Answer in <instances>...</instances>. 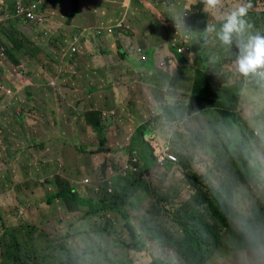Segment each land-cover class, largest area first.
Listing matches in <instances>:
<instances>
[{"label": "rangeland", "instance_id": "rangeland-1", "mask_svg": "<svg viewBox=\"0 0 264 264\" xmlns=\"http://www.w3.org/2000/svg\"><path fill=\"white\" fill-rule=\"evenodd\" d=\"M84 1L100 8L96 12L100 14L98 19L104 20L100 22L104 28L112 25L113 29V25L117 27L122 23L120 31L124 30V36L104 40V48L109 49L106 57L100 50L94 62L84 59L77 63L76 68L71 66L69 79H63L61 84L53 80L57 90H49L46 94L37 93L33 102H29V117L35 116L40 125L35 127V133L47 135L46 141L57 143V146L43 143L38 152L33 151L31 157H20L16 165L11 163L15 155L10 151L0 155V264H12L19 256H27L31 264H59L68 257V252L79 259L80 264H148L151 257L168 264H183L169 244L162 245L160 242H164L173 233L184 235L186 231L202 234L210 240L211 255L208 256L207 264H254L249 248L241 250L235 247L240 236L222 205L220 193L213 191L208 183L209 177H227L224 168L237 166L236 146L241 139V131L227 126L223 129L225 120L216 116H212V119L207 117L203 121L199 120L204 127L196 132L210 133L205 143L209 147L200 144L192 147L191 142L183 138L186 127L182 131L177 125H182L183 121L178 120L177 124L172 121L173 117L178 119V111L183 116L184 109H179L175 100L166 103L159 98L166 95L162 92L166 89L160 90L157 80L143 83L130 78L127 83L123 82L122 88L123 94L125 91L126 95L133 93L131 100L139 92L146 96L149 94L147 98L152 103L159 98L155 105H147L145 100L139 110L130 99L124 98L123 101L127 102L121 106V95L117 88L122 83L120 78L111 75L109 69L121 46L124 45L130 54L132 46H138L136 53L150 52L154 48L158 50L159 74L171 71V75L183 77L174 60L162 63L167 47L159 43L161 39L158 35L162 28L167 30L166 33L172 31V34L176 28L173 21L163 14L165 8L160 6L166 1V8L173 6L184 11L188 26L191 21H196L190 30L199 33L201 21L205 20L206 24L210 22L209 16L203 11V0ZM199 1L202 3L200 11L195 6ZM252 1L257 6L249 9V22L257 29H264V0H250V3ZM221 3L224 8H231L236 0H221ZM45 8L42 7L40 13L43 14ZM74 8V4L70 5L72 13L69 17L77 12V9L74 12ZM91 16L95 19L93 13ZM79 23L81 28L85 26L83 17ZM47 26L45 23L44 27ZM38 28L33 26V30L41 32ZM33 34L29 28L23 36L30 38ZM40 34L43 40L50 36L42 32ZM151 35H157L156 43L150 38ZM183 37L178 38L187 42V49L192 45L186 53L183 48V59L189 65L199 67L195 45L201 43ZM181 46L172 43L169 49ZM190 52L193 61L187 57ZM48 56L54 65L67 61L64 58L60 61L50 52ZM213 60L215 65H220L214 77V89L240 82L230 77L222 54L213 57L212 63ZM144 64L142 61V67ZM166 67L169 71H166ZM171 75L168 74L169 77ZM79 83H87L88 88H83ZM176 84L182 88L190 87L184 82ZM143 88L145 90H141ZM111 91L115 94L112 95ZM15 95L14 92L10 95L1 94L0 112L4 107L12 106ZM153 95L154 100L151 98ZM226 100L222 98V104ZM238 107L240 104L234 110ZM96 110L102 113L99 127L90 126L88 122L96 118L89 115ZM27 119L23 115L11 119L17 128L21 125L18 138L29 139L30 130H27L24 122ZM240 120L247 123L243 117ZM142 129L155 137L162 148L161 152L152 154L150 149L147 153L142 152L144 146L141 143L145 136ZM246 129L253 140L264 139V129L256 130L249 124ZM40 144V141H29V147L32 148ZM161 153L174 155L176 162L159 166L155 161ZM200 163L205 164L207 175L198 171ZM129 167L137 173H129ZM37 169L41 174L45 171L44 178L39 179ZM141 171H146L141 177L144 184L138 185L135 180ZM198 176L201 177L200 182L195 179ZM67 185L71 192L87 200V206H91L93 201L101 202L114 194L126 193L130 206L129 220L141 234L140 239L147 250L143 253L128 251L125 245L129 237L123 229V221L113 212L87 215L86 207L68 204L57 197ZM248 187L253 193H247L246 199L252 218L255 219L258 213L254 208L260 202L264 205V190L257 188L252 179ZM262 219L264 221V212Z\"/></svg>", "mask_w": 264, "mask_h": 264}, {"label": "trees", "instance_id": "trees-1", "mask_svg": "<svg viewBox=\"0 0 264 264\" xmlns=\"http://www.w3.org/2000/svg\"><path fill=\"white\" fill-rule=\"evenodd\" d=\"M15 1L16 0H0V10H4L12 15L11 19L9 21L4 22L3 25L0 26V29H4L3 31L0 30V71L5 69L7 67L4 60H6L9 64L14 65V73H11L9 76V81L4 83L6 86H11L12 84L16 83H23L24 86H21L19 88V91H22L24 94L25 92H29V72L26 70L25 64L29 65V56H31L32 52H36L37 48L39 49V53H51L53 56L57 57L60 61L67 55L69 49L72 46L73 38L75 37V33L71 29H69L66 33H60L59 35L55 36H48V39L43 40L41 36L35 34V30H33L36 27V24H23L18 19L14 17V14L16 16V10H15ZM23 0V5L25 6V10L27 8H30L31 5H37L40 7V10L42 7L50 6V0ZM60 0H57V2ZM166 1L163 2V6L166 9ZM252 7H255L256 3L255 1H252L251 3ZM197 10L200 11L202 8V3L199 1L198 4H196ZM257 6V5H256ZM122 11V10H121ZM194 12V11H193ZM258 15V14H257ZM210 22L213 21V17H209ZM200 23V22H199ZM196 24V21H191L189 28L191 29ZM201 31L206 26V21L203 20L199 24ZM5 27V28H4ZM29 28L31 29V33L34 32V34L29 38H25L23 36L24 33H27L29 31ZM118 32L123 33L122 31H116L113 36H118ZM162 28V31L159 33V38L161 41L160 44H165L170 46L172 43H177L178 45H182L181 47H186V43L183 39H179L178 37L185 36L179 31H175V33L172 34V31H168ZM127 33V32H126ZM52 36V37H51ZM108 37V38H110ZM168 37V38H167ZM150 38L156 41L158 40L157 35H151ZM184 39H187V37H183ZM185 43V44H184ZM195 48L197 50V55L199 58V67H194L193 65L187 66L186 61L183 59L182 56H175L176 58H173V60L176 63V66H178V72L183 74L185 78L189 79L192 83L191 94L193 96H197V100L194 101L193 107L190 110V113H198L194 118H192L193 122L197 123L199 120H204L206 118L204 116V113L213 114L212 116H216L219 119L225 120L222 124V128L225 129L227 126L228 128H232V124H234L237 128L242 129V121L240 120V116L238 114H235L233 111L234 109V101L230 100L231 93L227 94H219V90L223 89V87L232 89L233 86H218V93L213 88L214 85L211 86L210 81L211 78L214 83V77L217 75L220 65L216 64L215 61H212V58L216 56L219 57L220 54H222L220 49L216 48L215 43L213 42L212 38H209V42L207 45L197 44L195 45ZM168 51H170V55L174 56L176 55V50L170 48ZM170 57H166V60L169 61ZM0 83H3V79L0 76ZM215 84V83H214ZM166 90L162 91L166 95L161 96L159 98L164 99V101L167 103L168 100H174L177 98H180L179 91H176V89L165 86L163 87ZM163 88H159L162 90ZM156 90V87H154ZM1 91L0 89V94ZM155 95V94H154ZM154 95L151 97L152 100H154ZM159 98L155 99V102L152 103V101L148 98L146 99L147 105H155ZM218 98V100H217ZM222 98H227L226 101H224V104H222L221 100ZM220 100V101H219ZM218 101L220 104H217ZM215 102H217L215 104ZM7 107H4L3 110H6ZM189 113V114H190ZM1 114V112H0ZM188 114V115H189ZM89 115L94 116L96 118L89 120V125L93 127H99L100 121L102 119V113L101 111L96 110L93 113H90ZM185 115V114H184ZM183 117L185 118V116ZM176 118L173 117L172 121H174ZM202 121H199L197 124H201ZM7 127L4 129L0 128V155L7 152L8 150L15 155V160H13L11 163L13 165L17 164V160L22 157H31L32 152H38V150L42 147L43 143H47L48 146H57V143H54L52 141L47 142V135L44 134H36L34 132L29 133V139H21L18 138L17 133L13 132L11 135L6 133ZM185 134H189L191 136V141L194 142L195 145L200 144L204 147H209L208 144H205L208 142V139L210 138V133L205 132L203 134H198L196 130L192 131L189 129L185 130ZM142 132L145 134L143 137V143H141L144 147L142 152H146L150 149L152 154H155L157 152H161L162 148L159 147V145L156 142V139L153 135L147 133V131ZM185 134L183 138H185ZM248 131L246 129L242 130L241 139L237 144V153L239 158V163L241 164L239 167L240 171V181L242 187L245 189L246 194L250 193L252 189L248 187V184H250L252 176H251V169L249 167V161L246 153V145L250 144L249 142L250 138L248 137ZM264 139L256 138V140L253 141H259ZM29 141L30 142H38L40 141L41 144L37 147H29ZM105 141V139H104ZM103 140H101L102 143H104ZM194 145L192 144V147ZM51 148V147H50ZM162 154V153H161ZM168 154V153H166ZM144 155V154H142ZM171 155V154H169ZM1 162V159H0ZM169 165H172L174 163H166ZM181 165L186 168V165L181 163ZM137 168V167H136ZM138 169V168H137ZM134 170L132 167H129V173L136 174L137 172H133ZM37 173L40 178H44L45 171L41 174V172L37 169ZM146 174V171H141L138 174V179L135 180V183L138 185H143L144 181L141 179ZM243 178V179H241ZM198 182L201 181V177L198 176L195 178ZM57 180V179H56ZM47 181V179H46ZM253 191L251 192V194ZM57 197L61 198L64 202L74 205H79L81 207H87L89 209L90 213L96 215L101 212H109L116 214L122 221H123V229L126 231L127 236L129 237L128 242L126 243L125 247L130 252H139L143 253L142 251H146L147 247L144 244V242L140 239L141 234L138 233V231L135 229V227L131 224L129 218L130 214L128 213V208L130 209V206L128 205V195L123 192L119 194H114L110 197H105L104 200H101L100 203H97L93 201L91 206L85 205V202H87L86 199H82L75 195L73 192L70 191V189L67 186H64L62 190L57 194ZM258 214L256 215L255 219H253L258 224H264V221L262 219V212H264V205H261V202L256 205L254 208ZM178 228V227H175ZM160 244L165 245L169 244V247L171 250H174L180 257L183 264H207L208 262V256L210 254V240H208L206 237H203L202 234L198 233H190V232H184V235H177L176 233H173L171 236H169L164 242H160ZM235 247L237 249H247L248 246L242 241L241 237L236 241ZM74 255H71V252H68V257L59 262V264H80L79 259L73 257ZM12 264H31L29 262V258L27 256H19L16 257ZM103 264V262H101ZM148 264H168L166 262H163L157 258L151 257L150 262Z\"/></svg>", "mask_w": 264, "mask_h": 264}, {"label": "crops", "instance_id": "crops-1", "mask_svg": "<svg viewBox=\"0 0 264 264\" xmlns=\"http://www.w3.org/2000/svg\"><path fill=\"white\" fill-rule=\"evenodd\" d=\"M105 1L107 2L108 0H105ZM50 3H51L50 6H47L43 13L46 16H44L42 13L39 12L40 15L44 16L45 23L48 26L45 28L44 27L45 23H44L41 26L36 25V27H39L38 29L42 33H44L45 36L55 35L59 32L66 33L69 29H71L73 33H75V37H77V42L73 40L71 48L69 49L67 55L64 57V59H66L67 61L59 65H54L53 61L49 58L48 53H39L40 51L38 48L36 52L35 51L32 52L31 56H29V65L25 64L26 70L29 72V86H28L29 92H25L24 94H22V91H19V88L21 86H24L23 83L21 82L16 83V84L11 83V86H6L4 84L7 81H9L10 74L14 73V70H15L14 65L9 64L6 60H4L7 67L0 71V76L3 79V83H0V89L6 90L11 93L14 92L16 95H15V99H14L12 106L10 108H7L6 110H2L0 114V128L4 129L5 127H7L6 133L10 135L13 132L18 133L21 127L20 125L17 128L16 124H14V121L11 120L17 117V115H23L24 117L29 118L24 121L26 123V128L28 131L30 130V132L35 133L36 132L35 127H40V125L37 124L35 116H33L32 118V117H29V114H28L29 102H33L35 95L37 93L46 94L47 91L49 90H57L56 83L53 82V80H57L59 84H61L63 79L65 78L69 79L70 77L69 70L71 66L76 68L78 66L77 63L84 59L85 60L91 59L94 62L96 60V57L99 55L100 50H101V53L104 54V57H106L107 51H109V49L104 48V40H107L108 37L112 36L114 33L110 34L109 36H106L104 34V30L108 28H112V25L105 27V28L104 26L100 25V22H104V20L98 19V16L100 15L99 11L96 12L98 9H100L98 8V6L97 7L93 6L92 4L87 3L84 0H60L58 2L57 0H50ZM72 4L75 5L74 12L76 11V9H77V12L73 13V15L69 17V15L72 13V10L70 11V5ZM91 13H93L95 19L91 16ZM82 17L85 23V26H83V28L80 27V23H79L81 22ZM88 18H89V24L86 25ZM107 20H110V19H107ZM29 24H35V23L29 22ZM41 32L35 31V34L41 36L40 34ZM118 36L121 38V36H124V35H122L121 33ZM146 44L150 45L148 43ZM165 46L168 47L167 45ZM136 47L132 46L133 50L130 54L129 52L126 51V48L124 47V45L121 46L118 49V52L116 53L115 61L112 63V66L109 68L111 70V75L112 76L115 75L116 79L120 78V82L122 83L117 88L118 94L121 95V97L119 98L121 106H123L127 102V101L126 102L123 101L124 98L126 100L128 99L131 100V97L133 95L132 92L131 94L129 93L128 95H126V91L123 94L122 92V88L124 84L123 82L127 83L130 78L135 81H140V82L143 81V83H149L148 80H157L160 83L159 88L165 87L166 85H170L174 89H176V91L180 92L179 93L180 99L175 100L178 103V108L184 109V114H185L184 116L186 120L188 121L193 120L192 118H194L199 112L190 113L191 108L193 107L194 103H196L194 101L197 100V96H193L191 94V90H193L191 81L185 78L184 76L178 77V76L171 75L172 74L171 71L168 72V74L171 75L170 77L168 76L167 73L159 74L157 71V69L159 70L157 64L160 61V59L159 60L157 59V54H156L158 50L154 48V49L149 50L150 52L148 51H146V53L141 52V55H136ZM102 48H104L105 52H103ZM74 50H75V53H73ZM159 56H160V52H159ZM142 61L145 62L143 67H142ZM185 61L188 66L189 62L187 60ZM165 62H168L166 60V56L163 57L162 63L164 64ZM166 71H169L168 67H166ZM177 82H184L185 84H188L190 87L182 88L176 84ZM79 84L83 85L82 86L83 88H88L87 83H84V84L79 83ZM221 86H233L232 89L223 87V89L219 90V94L231 93L230 100L234 101V109H235L237 104L241 103L242 97L247 92V86H245L241 81L233 85H221ZM214 87H215V84H214ZM217 89H218V86L217 88H215V91L218 93ZM141 90H145V89L143 88ZM111 94L114 95L115 92L111 91ZM148 96L149 94H147L146 96L142 94L141 92H139L138 94H136V96L131 101L133 102L135 107L140 110L143 107L141 103H143L146 99H148L147 98ZM179 100H182V102H179ZM216 103L217 102H215V104ZM16 107H19V108L23 107V108L15 109ZM234 109L233 111L235 112V114H238L240 118L242 119L243 116L241 114L240 107H238L237 110H234ZM204 116L206 118L209 117L212 119V114L204 113ZM189 117L190 119H187ZM16 121L19 122V124H21L18 118H16ZM174 123L175 124L178 123L177 118L174 120ZM177 125L180 129H182V131H183V128L186 127L184 122L182 125L179 123ZM241 125L242 127L244 125L246 128H248V123L244 124L242 122ZM231 126H232V129H234L235 127L237 130L241 131V134H242V130L246 129L245 127H243L242 129H239L234 124H232ZM186 129L188 128L186 127ZM249 134H248V137L250 138L249 142L252 143L253 138ZM188 135L189 134H185L186 141H190L191 145L193 144L195 147L194 142L191 141V138H189ZM240 165L241 164L239 163V158H238L236 167H231L229 169L224 168V170L226 171V174L228 175L227 177L230 180H234L238 182L239 185H241V181H240L241 173L239 171ZM97 203H100V202H97ZM102 213H109V212H101V213L94 215L90 213L88 209L87 215L98 216Z\"/></svg>", "mask_w": 264, "mask_h": 264}, {"label": "clouds", "instance_id": "clouds-1", "mask_svg": "<svg viewBox=\"0 0 264 264\" xmlns=\"http://www.w3.org/2000/svg\"><path fill=\"white\" fill-rule=\"evenodd\" d=\"M251 7L250 0H236L231 8H224L221 0H203V11L214 19L212 22H208L199 33L190 30L184 19V11L172 6L166 8L163 14L173 21L177 31L191 41L201 43L203 46L208 44L210 37L212 38L215 45L222 52V58L228 65L230 77L241 81L247 86V92L240 103L244 120L253 129L261 130L264 129V29H257L249 22L248 11ZM0 11L8 14L9 19H11L12 15L10 13L4 10ZM18 20L23 24H28L20 19ZM120 30L114 25L113 29H105L104 34L109 36ZM73 40L77 42V37ZM190 47L188 49L187 47L172 48L176 50L174 56L170 55L167 47L165 56L170 57L169 60H173V58H176L175 56L183 57V48L186 49V53L191 49ZM178 51L181 52L178 53ZM73 53H75V50ZM136 55H141V52L139 51ZM187 57L192 58L191 52L187 54ZM210 84L211 86L214 85L212 78ZM158 87H160V84ZM1 91H3L1 94H11L6 90L1 89ZM179 102H182V100H179ZM177 117L178 120L184 122L189 130L194 131L204 127L202 123L197 124L186 120L179 111ZM245 150L252 171V183L257 188L264 190V140L253 141L246 145ZM198 171L203 175H207V168L204 163L199 164ZM208 183L213 191L220 193L222 205L229 215L234 229L248 246L254 258V264H264V224H258L253 220L245 189L238 182L223 175L215 178L209 177Z\"/></svg>", "mask_w": 264, "mask_h": 264}, {"label": "built area", "instance_id": "built-area-1", "mask_svg": "<svg viewBox=\"0 0 264 264\" xmlns=\"http://www.w3.org/2000/svg\"><path fill=\"white\" fill-rule=\"evenodd\" d=\"M15 10H16V16L14 14V17L16 19H20L24 23H37L38 25H42L44 23V18L42 15L39 14L40 12V7L37 5H31L30 8H27L25 10V6L23 5V0H16L15 1ZM10 16L6 13H2L0 11V26L4 24V22L8 21ZM122 23H120L119 26H117L118 29H121ZM181 51H178L180 53ZM157 164L159 166H163L164 163L170 162L174 163L176 162V157L174 155H167V154H162L160 157L157 158L156 160Z\"/></svg>", "mask_w": 264, "mask_h": 264}]
</instances>
